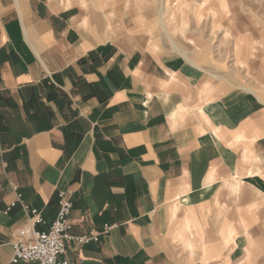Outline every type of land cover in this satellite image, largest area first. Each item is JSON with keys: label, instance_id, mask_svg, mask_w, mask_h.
<instances>
[{"label": "crops", "instance_id": "1", "mask_svg": "<svg viewBox=\"0 0 264 264\" xmlns=\"http://www.w3.org/2000/svg\"><path fill=\"white\" fill-rule=\"evenodd\" d=\"M154 17L0 0V264L31 224L17 194L43 230L68 188L74 235L115 224L67 245L77 264H264V101L147 35Z\"/></svg>", "mask_w": 264, "mask_h": 264}, {"label": "rangeland", "instance_id": "2", "mask_svg": "<svg viewBox=\"0 0 264 264\" xmlns=\"http://www.w3.org/2000/svg\"><path fill=\"white\" fill-rule=\"evenodd\" d=\"M135 9L155 12L153 21L142 18L147 35L176 43L226 89L244 87L264 101V0H135Z\"/></svg>", "mask_w": 264, "mask_h": 264}, {"label": "built area", "instance_id": "3", "mask_svg": "<svg viewBox=\"0 0 264 264\" xmlns=\"http://www.w3.org/2000/svg\"><path fill=\"white\" fill-rule=\"evenodd\" d=\"M72 197L73 190L69 188L59 190L57 216L46 229L41 230L36 228V224H46L47 220L38 208L30 206L24 201L21 193L17 194L16 200L11 203L8 210L20 203L23 209L30 214L31 224L16 232L11 258L13 264L28 261H35L38 264H77L65 256L67 245L70 242L98 241L101 235L110 233L115 224L106 223L99 233L74 235L71 232L73 227L71 220Z\"/></svg>", "mask_w": 264, "mask_h": 264}]
</instances>
